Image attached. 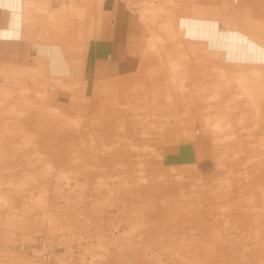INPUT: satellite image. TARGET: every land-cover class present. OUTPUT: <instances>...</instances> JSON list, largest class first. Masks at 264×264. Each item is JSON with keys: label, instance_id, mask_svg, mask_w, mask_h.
<instances>
[{"label": "rangeland", "instance_id": "rangeland-1", "mask_svg": "<svg viewBox=\"0 0 264 264\" xmlns=\"http://www.w3.org/2000/svg\"><path fill=\"white\" fill-rule=\"evenodd\" d=\"M80 1L85 15L70 14L58 33L70 53L82 52L97 16V0ZM123 1L149 33L133 72L57 107L46 63L0 65V264H33L19 244L40 234L59 248L57 264H264L260 28L215 48L180 29L190 16L176 0ZM215 12L194 7L192 16L218 20ZM227 108L203 134L205 157L165 158L168 132L192 141Z\"/></svg>", "mask_w": 264, "mask_h": 264}, {"label": "crops", "instance_id": "crops-1", "mask_svg": "<svg viewBox=\"0 0 264 264\" xmlns=\"http://www.w3.org/2000/svg\"><path fill=\"white\" fill-rule=\"evenodd\" d=\"M97 1V16L88 41L81 53H70L58 33L68 31L70 14L85 15V6L49 0L52 21L46 29L42 26L41 14L37 13L43 7L41 0H0V65H25L35 60L46 63L49 80L53 83L50 90H46V96L57 107H64L78 96L79 88L82 94L88 95L103 84L102 81L133 72L149 38L145 25L123 0ZM176 3L181 15L190 16L180 18V29H187L195 37L207 38L210 47H231L247 25L253 33L255 27L260 28L264 44V0H176ZM194 7L216 8L219 21L192 16ZM78 65L79 78L73 69ZM70 70L73 76L68 74ZM217 106L211 104L209 109L215 110ZM227 115L228 108L226 112L218 109L207 116L192 141L180 139L174 131L168 132L166 135L171 140L166 146L165 158L178 164L200 161L210 148L203 134H209L207 129L213 121Z\"/></svg>", "mask_w": 264, "mask_h": 264}, {"label": "built area", "instance_id": "built-area-1", "mask_svg": "<svg viewBox=\"0 0 264 264\" xmlns=\"http://www.w3.org/2000/svg\"><path fill=\"white\" fill-rule=\"evenodd\" d=\"M51 1H55L60 4L69 3V0ZM3 83L4 75L0 71V86H2ZM19 247L33 264H57V257L60 253L59 248L56 246L54 241L46 235L40 234L33 241L21 242Z\"/></svg>", "mask_w": 264, "mask_h": 264}, {"label": "bare ground", "instance_id": "bare-ground-1", "mask_svg": "<svg viewBox=\"0 0 264 264\" xmlns=\"http://www.w3.org/2000/svg\"><path fill=\"white\" fill-rule=\"evenodd\" d=\"M78 1H79V0H78ZM78 1H77V0H75V1H74V2H75V4H78V3H79ZM256 71L258 72V74H260V73H259V72H260V70H258V69H257ZM221 73H222V74H224V75L226 74V73H225V71H222ZM70 74H71V75H73V74H74V72H73V71H71V73H70ZM241 87H242V88H245V85H241Z\"/></svg>", "mask_w": 264, "mask_h": 264}]
</instances>
